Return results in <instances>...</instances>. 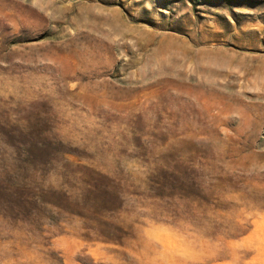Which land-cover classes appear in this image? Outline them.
Masks as SVG:
<instances>
[{
  "label": "rangeland",
  "instance_id": "rangeland-1",
  "mask_svg": "<svg viewBox=\"0 0 264 264\" xmlns=\"http://www.w3.org/2000/svg\"><path fill=\"white\" fill-rule=\"evenodd\" d=\"M0 264H264V0H0Z\"/></svg>",
  "mask_w": 264,
  "mask_h": 264
},
{
  "label": "trees",
  "instance_id": "trees-1",
  "mask_svg": "<svg viewBox=\"0 0 264 264\" xmlns=\"http://www.w3.org/2000/svg\"><path fill=\"white\" fill-rule=\"evenodd\" d=\"M31 166H34L32 163L30 164ZM19 202V203H18ZM16 201V205H21V204H24V202H26V201H24V200H19V201ZM19 207V206H18Z\"/></svg>",
  "mask_w": 264,
  "mask_h": 264
}]
</instances>
